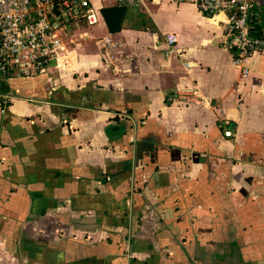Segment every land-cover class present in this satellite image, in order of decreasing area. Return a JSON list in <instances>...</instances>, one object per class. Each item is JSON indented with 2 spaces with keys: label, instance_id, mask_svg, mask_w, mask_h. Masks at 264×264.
I'll return each instance as SVG.
<instances>
[{
  "label": "crops",
  "instance_id": "crops-1",
  "mask_svg": "<svg viewBox=\"0 0 264 264\" xmlns=\"http://www.w3.org/2000/svg\"><path fill=\"white\" fill-rule=\"evenodd\" d=\"M146 12L155 30L70 24L59 61L0 79V264H264V50L244 77L218 17Z\"/></svg>",
  "mask_w": 264,
  "mask_h": 264
},
{
  "label": "built area",
  "instance_id": "built-area-1",
  "mask_svg": "<svg viewBox=\"0 0 264 264\" xmlns=\"http://www.w3.org/2000/svg\"><path fill=\"white\" fill-rule=\"evenodd\" d=\"M147 1L151 0H112L111 4L140 7ZM189 1L202 13L219 18L227 43L234 50L233 62L246 77L255 56L264 50V34L250 33L255 0ZM103 6H97L93 0H0V79L10 75L32 76L59 61L65 27L77 23L96 25ZM87 35V32L79 34L81 39ZM101 41L109 62H119L123 55L121 45L109 35L101 37ZM165 41L166 56L185 55L174 33H167ZM185 65L190 64L185 62ZM177 101L209 104L195 87L179 91Z\"/></svg>",
  "mask_w": 264,
  "mask_h": 264
},
{
  "label": "trees",
  "instance_id": "trees-1",
  "mask_svg": "<svg viewBox=\"0 0 264 264\" xmlns=\"http://www.w3.org/2000/svg\"><path fill=\"white\" fill-rule=\"evenodd\" d=\"M101 14L110 32H116L122 28L156 29L152 18L138 6L107 5L101 8ZM249 23L251 34H264V7L253 6Z\"/></svg>",
  "mask_w": 264,
  "mask_h": 264
},
{
  "label": "rangeland",
  "instance_id": "rangeland-1",
  "mask_svg": "<svg viewBox=\"0 0 264 264\" xmlns=\"http://www.w3.org/2000/svg\"><path fill=\"white\" fill-rule=\"evenodd\" d=\"M153 0H151V1H147V2H145L144 4H141L140 5V8L141 9H143V10H149V5L151 4V3H155V1L156 0H154L153 2H152ZM111 2H112V0H111ZM108 3V0H106L105 1V3H102L104 6H107L106 4ZM192 3V2H191ZM170 7H172V6H170V5H168V8H164L166 11H169L170 10ZM100 25H103V21L100 23ZM101 27H104V26H101ZM75 37H76V35H75ZM77 37H79V35H77Z\"/></svg>",
  "mask_w": 264,
  "mask_h": 264
},
{
  "label": "bare ground",
  "instance_id": "bare-ground-1",
  "mask_svg": "<svg viewBox=\"0 0 264 264\" xmlns=\"http://www.w3.org/2000/svg\"><path fill=\"white\" fill-rule=\"evenodd\" d=\"M8 101V100H7Z\"/></svg>",
  "mask_w": 264,
  "mask_h": 264
}]
</instances>
